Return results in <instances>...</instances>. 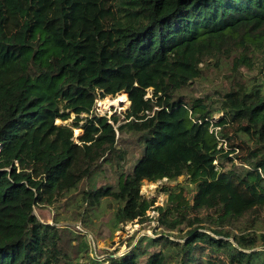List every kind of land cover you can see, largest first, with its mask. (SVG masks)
<instances>
[{
	"label": "trees",
	"instance_id": "trees-1",
	"mask_svg": "<svg viewBox=\"0 0 264 264\" xmlns=\"http://www.w3.org/2000/svg\"><path fill=\"white\" fill-rule=\"evenodd\" d=\"M0 264H264V0H0Z\"/></svg>",
	"mask_w": 264,
	"mask_h": 264
},
{
	"label": "rangeland",
	"instance_id": "rangeland-1",
	"mask_svg": "<svg viewBox=\"0 0 264 264\" xmlns=\"http://www.w3.org/2000/svg\"><path fill=\"white\" fill-rule=\"evenodd\" d=\"M194 89L196 91H198V93H201V88L199 86L195 85ZM151 91H152V89H150L147 97H151ZM108 97L111 98L108 100L115 99V97L112 95H110ZM125 99L123 101H125ZM118 100H120V99H118ZM107 104H108L107 106L106 105L102 106L101 100H99V101L97 100L95 110L100 115H103V116L107 115L108 118L112 117V115H114L115 113H117L118 115L126 113L128 108L130 107L125 102H122V103L118 102L117 105H111L109 103H107ZM222 116H223L222 114L216 115L214 117V121H216V122L220 121L222 119ZM74 118H75V115L72 114L71 119H69L68 121L61 122L60 120H58L57 123L58 124L65 123V124L70 125ZM82 134H83L82 129H80L78 131H76V129H75L74 130V139L77 140L78 137L81 136ZM119 147H123L124 149H128V151H129L128 160H127V169L130 170L131 167L135 164L136 159L139 158L141 151L134 143H131L129 140H126V138H120ZM107 170H110V169L108 168ZM108 172H109L110 176H113V173H114L113 170H110ZM185 181H186L185 177H181L178 180L179 183H186ZM177 183L176 182H168L166 179L158 181L156 183H150V182L145 181L144 185L142 186L141 193L147 199L155 201L154 204L152 205V208H156L158 206H164L165 203L167 202V199H168V194H167V192L164 191V188L165 187H173ZM150 185H152V186H150ZM115 204L116 203H114V202L112 204L114 210L117 209ZM147 215H149L150 217L156 218L158 213L154 210H150L147 212ZM155 218H154V220H155ZM50 224H53L52 220H50ZM157 226H158V224L155 221H151L148 224L145 223V225H142V223H138V221L136 220V221L126 225L124 227L123 231H118L115 233V236L113 238L114 246H112V247H111L112 241H109L108 238H106L105 240L93 241V238L91 236H89L91 243L93 242L92 243V250H93L92 253H95V252L99 251L100 249H104V250L108 251L109 253H112L115 250H118V253L116 255L122 256L123 254H125L129 251V248L127 247V242H126L129 237H131L136 231H138L137 238H139L145 234H147L149 236H153L154 231L156 229H158ZM107 256H108V254H100L101 259H106Z\"/></svg>",
	"mask_w": 264,
	"mask_h": 264
},
{
	"label": "bare ground",
	"instance_id": "bare-ground-1",
	"mask_svg": "<svg viewBox=\"0 0 264 264\" xmlns=\"http://www.w3.org/2000/svg\"><path fill=\"white\" fill-rule=\"evenodd\" d=\"M128 96V95H127ZM120 97V98H119ZM118 97V99H120V100H118V99H116V100H114V101H110V100H101V105L102 106H107L108 104L107 103H109V104H111V105H117L118 104V102L119 103H122V102H126V96L125 95H121V96H119ZM125 97V98H124ZM122 99V100H121ZM125 99V101H123ZM100 103V102H99ZM150 186H152V185H150Z\"/></svg>",
	"mask_w": 264,
	"mask_h": 264
},
{
	"label": "built area",
	"instance_id": "built-area-1",
	"mask_svg": "<svg viewBox=\"0 0 264 264\" xmlns=\"http://www.w3.org/2000/svg\"><path fill=\"white\" fill-rule=\"evenodd\" d=\"M76 228H77L78 230H83L80 226H77Z\"/></svg>",
	"mask_w": 264,
	"mask_h": 264
},
{
	"label": "water",
	"instance_id": "water-1",
	"mask_svg": "<svg viewBox=\"0 0 264 264\" xmlns=\"http://www.w3.org/2000/svg\"><path fill=\"white\" fill-rule=\"evenodd\" d=\"M130 105H131V103H130ZM116 256H119V255H116Z\"/></svg>",
	"mask_w": 264,
	"mask_h": 264
}]
</instances>
